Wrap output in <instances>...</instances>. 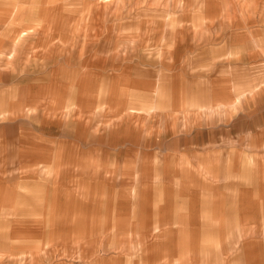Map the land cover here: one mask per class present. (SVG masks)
Returning a JSON list of instances; mask_svg holds the SVG:
<instances>
[{"label": "rangeland", "instance_id": "374dc122", "mask_svg": "<svg viewBox=\"0 0 264 264\" xmlns=\"http://www.w3.org/2000/svg\"><path fill=\"white\" fill-rule=\"evenodd\" d=\"M94 1L0 0V140L51 151L21 161L42 213L0 226V264H264V0H186L175 43L167 0L123 27Z\"/></svg>", "mask_w": 264, "mask_h": 264}, {"label": "crops", "instance_id": "0c3cea01", "mask_svg": "<svg viewBox=\"0 0 264 264\" xmlns=\"http://www.w3.org/2000/svg\"><path fill=\"white\" fill-rule=\"evenodd\" d=\"M108 1L109 4H113L116 8V14H115V21L116 26L123 27L127 25V21L130 19V23L134 24L137 22L138 13H132L130 11L131 4H148L147 1L150 3V5H143L144 7L142 9L143 11H147V8H150V12L153 10H156V7H152L154 5H158L159 0H95L94 8H101L104 2ZM207 0H201L200 4L203 5V3ZM210 2H213L214 0H209ZM167 5V15L164 18V21L162 22V26L167 29V34L169 37H171V42L175 43L176 41L181 40L182 34L186 35L187 32L190 30L195 29L196 27H200L197 24V20H192L191 22L187 21L185 19L187 13H190L191 11H195L197 8L195 5H193L191 1L186 0H167L165 2ZM93 7V6H92ZM91 7V8H92ZM104 7V6H103ZM93 8V9H94ZM195 9V10H194ZM175 11H177V15H175ZM30 16H36L33 11H29ZM89 12V11H88ZM19 14V12H18ZM183 15V16H182ZM208 17V16H207ZM89 18V17H88ZM212 20V18L210 17ZM137 20V21H136ZM95 28V27H92ZM37 31V30H36ZM19 38L22 39L19 42L27 41L28 38L31 36V34L28 31V28H25L21 30L19 33ZM162 88V87H161ZM249 97L254 98L257 95H262L263 90L260 88L259 84L252 85V87L249 89ZM221 102H219L220 104ZM162 104V103H161ZM230 103H225L221 106H230V108H234L233 105H229ZM163 105V104H162ZM161 105L159 102L155 104V106H151L150 109H152L154 112L159 109ZM212 107V106H211ZM151 110V111H152ZM213 110V109H212ZM130 119V115H128L124 112L122 115H120L116 120L120 123L125 122L126 120ZM42 143L38 142L37 140H23L14 142L11 140H0V226L4 227L5 221H8L7 226H13L10 222L12 221L11 213H15V211L18 212H29V213H42V202H43V177L34 178V179H28V177H23L24 179H21L18 177L21 173V169L24 167L23 164H21V161H29L31 164H43L45 162H51L49 161L50 158V150L48 147H44L43 145H40ZM46 148V149H44ZM57 150H59V146L57 144ZM44 154L46 158H44ZM41 159V160H40ZM45 160V161H44ZM264 160V158H263ZM16 163V165H12V163ZM253 167L251 169H261L262 166H264V163L261 165L257 164V167L255 166V160H252ZM22 165V166H21ZM199 167V171L205 173H211L212 170L210 169L209 172H207L206 167ZM258 169V170H259ZM41 171L42 173V165L39 166L36 169V173ZM186 172V171H185ZM12 174V177L7 178V174ZM188 174V173H185ZM200 174V173H199ZM203 175V174H202ZM207 176V175H206ZM211 175L208 176L210 178ZM156 176L154 179L156 180ZM214 178V177H213ZM264 186V184H262ZM263 192V191H261ZM264 193V192H263ZM263 193L261 195L264 197ZM56 203L62 206H66L64 209L67 211H84L85 207H75L76 203L73 201L72 197L60 195L58 196V199H56ZM70 203H74L71 208L68 207ZM32 216H36V214H33ZM39 216V215H38ZM7 236L0 234V245L4 244L3 247L0 248V261L4 260L5 262L11 260L12 252L7 251L8 241H5V238ZM4 241V242H3ZM249 244V242L245 241L243 243L242 248H246V246ZM6 248V249H5ZM4 249V250H3ZM184 249V248H181Z\"/></svg>", "mask_w": 264, "mask_h": 264}]
</instances>
